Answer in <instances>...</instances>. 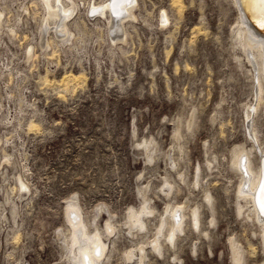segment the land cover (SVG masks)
<instances>
[{"label": "rangeland", "instance_id": "obj_1", "mask_svg": "<svg viewBox=\"0 0 264 264\" xmlns=\"http://www.w3.org/2000/svg\"><path fill=\"white\" fill-rule=\"evenodd\" d=\"M111 1L61 0L76 4L66 19L56 0L55 21L41 1L0 0V264H67L70 201L89 233L115 228L102 264H137L127 255L140 245L143 264H264L234 164L239 151L251 165L264 154V102L249 138L257 83L237 58L233 0H180L182 13L172 0H127L135 18L121 21L123 4L100 13ZM82 72L83 86L63 87ZM144 199L154 213L132 234L127 216ZM180 204L184 232L158 254L165 209Z\"/></svg>", "mask_w": 264, "mask_h": 264}, {"label": "bare ground", "instance_id": "obj_2", "mask_svg": "<svg viewBox=\"0 0 264 264\" xmlns=\"http://www.w3.org/2000/svg\"><path fill=\"white\" fill-rule=\"evenodd\" d=\"M33 1L34 2L39 1V3L41 1L42 3L45 4V6L49 8L50 12H48V16L46 17H49L50 19H55V21H56V18L58 19L62 17L61 13L59 12V8L57 7V4H55L56 0H33ZM233 2L239 14V19H238L239 23L236 26L235 30L233 31L234 33L233 37H236L237 35L240 34V41H239L240 43H237V45L241 47V53L240 55L237 56V58L241 64H244V67L246 68L249 67L247 71L248 73L251 74L252 77L255 78L256 83H257L256 105L255 107L247 108L246 110L247 135L249 136V138L257 139L256 132H255L254 127H252L251 125L252 124L251 121L255 113L260 108L261 104L264 102V98H263V92H264V0H233ZM60 4H61V0H60ZM121 4L124 5L126 14L121 17L120 21L125 20L127 18H135L132 12L133 3H128L127 0H113L112 4L106 3L102 7L103 9L100 13L104 15L109 10L115 11V9L118 8V6ZM61 5L64 8L63 10L66 15L65 18L67 19V17L71 15V13H69L70 10L68 11V8L70 7V9L74 11L76 4L71 3L70 5H65L63 2ZM171 6H173V8H175L178 12L182 11V2L180 0H172ZM250 21H252L255 26ZM61 23L62 24L60 25V31L62 32V35L64 36L66 35L67 37L69 33L67 29V24L64 22H61ZM237 39H239V37H237ZM57 40L55 39L56 43H58ZM237 45H235V47H237ZM42 80L46 82V84L47 82H50V80L46 76L45 77L43 76ZM61 83L62 85H64L63 87H66L67 90L69 89V87L70 88L72 87L73 89L72 88L71 89L74 91L77 87L83 86L85 84L84 73L83 72L80 74L78 73V75H74L72 73H68L66 75L64 74L63 78L61 79ZM57 84L58 86L61 85V84L59 85V82ZM36 125L37 124L33 122L29 123V126H32V127ZM143 148L146 152H149L148 151L150 148L149 143H144ZM181 148L182 147L180 146L179 149ZM246 152L244 150L239 151L236 159H234V164L240 172L239 197L243 199V204L241 207H243L246 213H248V215H251L252 218L253 217L256 218V220L259 222L260 230L264 233V154H260L257 165H251L249 158H248L249 155H247V153L249 154V152L247 153ZM149 155L151 156V154ZM148 160H150L149 157H148ZM172 162H173V165L171 164V166L172 168H175L177 164L174 162V160ZM179 178L182 179V175H179ZM171 190H172V185L169 184L168 189L163 190V192L164 193L167 192L168 194V192H170ZM141 195L145 196L144 193ZM208 200L211 201L210 199ZM182 205L181 204L179 206L172 205L165 209V213H166L165 217H168L169 221H167L166 219L165 220L163 219V221H161L159 225V230L161 233L162 231H164V229L167 228L166 230L167 234L160 235V233H158L160 236L153 238L154 240L152 241L151 249L155 251L156 253L158 254L162 253V250H161L162 243L167 242V243L173 244L174 240L181 233L184 232L185 218L187 219V217L183 212V209L185 207H183ZM141 207H140L141 209H138V210L130 207L131 209H130L129 215L127 216L128 218H127L126 226L128 229L131 230L132 234H136L137 232L143 233L146 230V219H148V217L150 215H153L154 213V209L153 207L149 205L147 199H144L143 205ZM176 211H179V214L178 213L176 214ZM66 213H67V221H68L67 228H69L68 229L69 234L67 238L65 237L66 239L65 246L69 247L70 251L72 252V255H68L67 264H102L104 263V261L108 258V252H109L108 250L110 248L109 244H107V242L104 240V237L113 235L115 232V228L108 225L110 229V231H108L109 234L103 233L102 230L99 231L98 229H96L92 233H89L88 225L87 223H85L83 219V215L80 211V207L74 201H70L68 203ZM191 225L194 229H199L201 225L200 218H199V211L196 209H194L191 212L190 226ZM137 248H138V252L135 253L133 250H130L127 256L129 259L135 256L134 257L135 262L137 264H143L145 248L143 245H140Z\"/></svg>", "mask_w": 264, "mask_h": 264}, {"label": "water", "instance_id": "obj_3", "mask_svg": "<svg viewBox=\"0 0 264 264\" xmlns=\"http://www.w3.org/2000/svg\"><path fill=\"white\" fill-rule=\"evenodd\" d=\"M253 25H254V23L252 22V21H250ZM255 26V25H254ZM260 30V29H259ZM260 32V31H259Z\"/></svg>", "mask_w": 264, "mask_h": 264}]
</instances>
